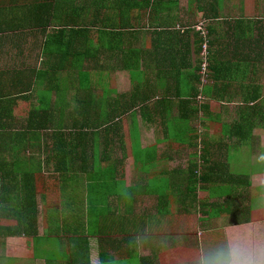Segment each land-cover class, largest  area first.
<instances>
[{
	"label": "crops",
	"instance_id": "0c3cea01",
	"mask_svg": "<svg viewBox=\"0 0 264 264\" xmlns=\"http://www.w3.org/2000/svg\"><path fill=\"white\" fill-rule=\"evenodd\" d=\"M200 28L207 32L211 57L205 84ZM77 57L80 67L73 63ZM263 71L264 0H0V264H203L202 251L218 247L206 221L224 216L208 204L197 207V189L173 185L188 168L169 173L164 164H172L180 145L202 148V155L190 154L189 164L200 175L208 168L204 161L227 167L230 152L251 151L253 135L264 134V127L254 128L251 141L242 145L225 129L250 115V106L262 110ZM101 84L92 99L75 91ZM185 102L207 109L191 120L188 144H180L172 129L180 112H187ZM85 104L91 107L86 112ZM32 110L67 123L86 116L108 121L97 131L103 186L91 189L79 169L57 171L53 135L67 130L33 134L23 127ZM208 123L204 134L199 129ZM219 123L220 139L211 142ZM107 126L113 129L105 132ZM138 147L155 151L156 165L140 161ZM85 149L90 158L94 149ZM251 154L241 161V178L229 165L236 184H225L227 196L222 188L205 192L211 202L228 199V204L246 193L248 204L257 203L256 217L264 210V166L251 164ZM260 181L254 198L251 188ZM186 205L193 206L194 218L204 219L188 218ZM236 211L235 224L227 227L232 233L227 252L216 251L209 264H264V219L257 224ZM51 241L68 257L52 255ZM44 249L57 259L42 255Z\"/></svg>",
	"mask_w": 264,
	"mask_h": 264
},
{
	"label": "trees",
	"instance_id": "16d2710c",
	"mask_svg": "<svg viewBox=\"0 0 264 264\" xmlns=\"http://www.w3.org/2000/svg\"><path fill=\"white\" fill-rule=\"evenodd\" d=\"M126 3V2H124ZM118 6V5H117ZM124 5L118 6L121 9ZM91 29V28H90ZM88 28H79L76 29L77 31L87 30ZM98 30V28H95ZM207 41L209 45V39L207 36ZM204 43V42H203ZM90 52L89 50H85L84 54ZM208 61L210 63L211 57L210 52L207 54ZM202 66V65H201ZM201 66L199 69H201ZM210 71V64L208 67ZM201 72V70H200ZM202 78V77H201ZM210 76L208 77V79ZM207 79V80H208ZM88 90L89 88H85ZM259 89V88H257ZM82 91V89L80 88ZM89 91V90H88ZM88 99H92L91 96L87 93ZM79 101V100H78ZM186 101V100H185ZM186 103V108H188L189 102ZM89 104H85V112L90 109ZM262 110L257 105L250 106L251 114L248 116H240L239 120H237L235 123L231 124L230 127L225 129V135H227V132H229V137L232 139L233 137H236L237 143L244 144L247 140L252 139V131L256 127H264V103L260 105ZM207 109V106L204 107H198L197 106H190L187 109V112H180V117L178 118L176 125L177 128H173V125L171 126L173 135V140L180 144H188V141L185 140V137L188 135V131L191 130L190 128V122L193 118L196 117V115ZM76 110H81V106L79 105ZM240 112H242V108L239 109ZM44 112L45 114L48 112L46 110H32L30 117L23 127L29 130L30 132H33V134H38V132L41 131H47V130H53V129H60V130H67L66 134H55L53 135V139H55V146L53 148L52 155L53 157H56L58 161L60 162L57 166V171L61 174L67 173V171H70V169H73L74 172H76V169H79V171L86 174V178L91 180V189L94 188V186L98 185H104V182L99 181V171H98V161L101 158L98 151H96L98 142V129L99 127H102L103 124H105L108 121L101 120L100 123H98V118L94 117H79V118H73L70 123H67L64 119H57V120H51L49 116H46L45 118H42L41 113ZM49 114V113H47ZM94 115V114H92ZM249 128L248 133L246 132V129ZM111 126H107V128L104 130L105 132H108L107 130H112ZM34 136V135H33ZM176 136V137H175ZM109 136H106V139ZM193 140V139H192ZM113 141V139L111 140ZM190 141V140H189ZM193 142V141H192ZM87 145H90L92 149H94L93 154L90 156V158L87 157L86 147ZM139 152V160H147L149 161V164L151 163V160L154 159V153L155 151H143L141 152V149L138 147ZM72 158V160L70 159ZM72 162L71 165H69V162ZM74 161H77L79 165H76ZM204 165H207L208 168L205 169V172L203 174L198 173V166L196 164H191L186 172V175H184L183 178H181L178 182L173 183L174 186L180 185L182 187H185L187 192H194L197 189L198 185H201L202 190H208L210 193L211 191H218L219 188H224V185L226 183H229L230 180H232L236 184L235 180L231 177V173L228 171L229 166L227 167L225 165H222L224 168L220 165V163L217 162H205ZM206 166V167H207ZM150 167V165L148 166ZM205 167V168H206ZM178 175H182V173L176 172ZM175 178V177H174ZM95 179L96 181H93ZM177 180V178H175ZM234 186V185H232ZM227 193H230V190L226 191ZM190 194V193H189ZM241 214V212H239ZM215 214V213H213ZM216 215V214H215ZM67 255V252L63 253ZM59 257H61L59 255Z\"/></svg>",
	"mask_w": 264,
	"mask_h": 264
},
{
	"label": "rangeland",
	"instance_id": "374dc122",
	"mask_svg": "<svg viewBox=\"0 0 264 264\" xmlns=\"http://www.w3.org/2000/svg\"><path fill=\"white\" fill-rule=\"evenodd\" d=\"M86 60H88L89 62H92L93 64L96 62V60L90 58L89 56H87V58H84ZM204 59H205V56L202 54V64L204 63ZM81 58L77 57L76 58V61L74 60V64H76L78 67L81 66V64L79 62H81ZM206 64V63H205ZM111 70H105V74H107L108 76V73L110 72ZM208 74V77L210 76V71L207 72ZM263 74H264V71H263ZM138 76V74H137ZM110 77V76H108ZM263 83H264V77H263ZM95 84V83H94ZM139 85H143V80L142 78L140 77V82H139ZM103 86V84H101L99 86V88L97 89L96 87H89V91L86 90L85 88H81L84 92L88 93L91 98H94L95 96V91L96 90H99L101 87ZM137 89L139 90H143V88H140V87H137ZM75 91L77 92H81L80 88H76ZM72 110V109H71ZM71 120L68 121V123H70ZM209 123L207 124V126H202L199 130L201 132H203L204 134L206 133L204 131V129H207L209 126ZM198 126V125H197ZM215 127H213V129L211 130V134H210V137L212 138V141L211 142H216L220 139V136H221V131L223 130V126L221 123L219 124H216V125H213ZM155 128V127H154ZM199 128V127H198ZM202 133V134H203ZM260 134H261V137H260ZM263 133L261 132H257L256 134L253 135V138L255 139L254 140V143H253V147H252V150L251 151H245V154H243V151H234L233 153L230 152V154L228 155V160H229V164H227L228 166L230 165L231 167H233V172L234 174H236L237 177L241 178V172L243 171L245 165L244 163H241L242 160H247L249 158V154L252 152L251 156H250V163L253 164V165H262L264 166V138H263ZM156 138V137H155ZM158 138V136H157ZM157 138L154 139L155 141H157ZM230 150V148H229ZM164 151L166 152H169L168 151V148L167 146H164ZM163 151V152H164ZM202 148H197L196 150H191V149H188V147L186 146H178V149H177V152H173L172 153V164H169L168 162H166L167 164H164V168L167 169V171L169 173H172V172H175L177 171V169H187L190 162L193 161V159L191 158L190 159V154H192L193 152H197L198 155H202L203 152H202ZM221 154V152H220ZM217 160H221V156H217L216 157ZM195 161V160H194ZM199 163V160H197V164ZM248 165L247 168L248 169H252L254 166L253 165ZM156 165V163H150V167ZM199 165H203V163H199ZM229 166V171L231 173V167ZM163 167H158L157 168V171H161ZM130 171H133L134 167L133 166H130L129 167ZM202 169V167H201ZM236 172V173H235ZM79 175H83V173L79 174ZM240 180V179H239ZM262 182H257L255 183V185H253V187L251 188V195L255 196L254 198H256L258 195H259V192H258V186H261ZM200 186L201 185H198L197 186V203H196V206L203 209V204H208L206 206L207 209H209V207H212V208H216L219 210V216H224V218L222 219H212V221H206L207 222V227L206 228H209V229H212V230H215V234H217V238H218V247L217 248H212V251L209 250V247H207L206 250H203L202 251V256L205 261L203 262V264H209V260H210V257L212 255H215V252L217 251L218 252V255H221V254H224V252H227V249L228 248V239L232 238L231 237V231L229 228H227L229 225H234L235 224V221L237 219V215H238V211H236L237 208H240L243 213V218L246 220L248 218H251L253 219L254 221L256 220L257 224H260L261 221H263L264 219V210H261L260 212L257 213V216L255 217L254 213H253V210H254V205L257 204L256 202H253V205L251 204H248V200H246L248 198V194H244L240 197H236L235 199H232L231 200V204H228V199H224L223 201H219V202H211V199L209 198L208 196V193L205 192V191H202L200 189ZM225 186V185H224ZM227 186V185H226ZM58 190V189H57ZM222 190H224V194L227 196V194L225 193L227 190H229V188L227 187H224L222 188ZM263 190H264V187L262 188V191L260 192V195L261 197L264 196V193H263ZM225 196V197H226ZM179 202V198L176 199L175 201V204L173 207H178L176 205V203ZM210 203H215L213 204L212 206H210L209 204ZM264 204V203H263ZM249 206H253L252 210H249L247 211L246 215H244V211L246 212V209L249 207ZM220 207V209L218 208ZM193 206L191 205H186L185 209L187 210V212H190L189 214H186L188 216V218H193L195 220H201L202 218L204 219L203 215L202 214H198V216L196 218H194V215H193ZM231 211V213L227 212V209ZM223 209L221 212L220 210ZM184 215V216H186ZM201 222V221H200ZM240 226H233V229L232 230H240L241 228H239ZM238 232H244V233H249L248 229L247 230H243V231H238ZM207 235L209 234H206V237ZM233 236V235H232ZM225 239V241H224ZM66 240L63 239L62 240V243H65ZM53 245L54 247V253L52 251V255L53 254H56V255H60L62 256L61 258L63 257H68L66 256V254H63L62 252L59 251L58 249V241H51L49 242L50 245ZM207 245L209 244V241L206 242ZM198 250H202V248L198 249ZM42 255H47L50 259L52 260H55L57 258H55L54 256H49L45 249L42 250L40 252ZM200 255H201V251H200ZM30 258H32V253H29L28 254V257L26 258V260H30ZM12 264V263H10ZM198 264V263H197ZM217 264V263H216ZM221 264H224V262H222Z\"/></svg>",
	"mask_w": 264,
	"mask_h": 264
},
{
	"label": "built area",
	"instance_id": "2783aa9c",
	"mask_svg": "<svg viewBox=\"0 0 264 264\" xmlns=\"http://www.w3.org/2000/svg\"><path fill=\"white\" fill-rule=\"evenodd\" d=\"M200 32L204 38L202 54L205 56V59H204V63L201 66V77H202V82L205 84L207 79H208L207 72L209 71V69H208L209 63H208V56H207V54H208V41H207V32L203 28H200Z\"/></svg>",
	"mask_w": 264,
	"mask_h": 264
}]
</instances>
